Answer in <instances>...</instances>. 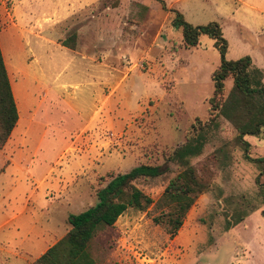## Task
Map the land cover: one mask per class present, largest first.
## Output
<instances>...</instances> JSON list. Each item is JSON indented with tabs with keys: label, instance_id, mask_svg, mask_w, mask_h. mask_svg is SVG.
I'll use <instances>...</instances> for the list:
<instances>
[{
	"label": "rangeland",
	"instance_id": "obj_1",
	"mask_svg": "<svg viewBox=\"0 0 264 264\" xmlns=\"http://www.w3.org/2000/svg\"><path fill=\"white\" fill-rule=\"evenodd\" d=\"M162 1L166 9L156 0H0V50L15 95L26 101V116L0 149V220L17 215L0 229V264H10L8 252L20 241L13 226L26 236L22 247L37 239L54 245L69 229L68 216L95 205L112 176L139 165L166 168L135 182L155 203L182 170L165 160L193 126L212 118L219 56L205 36L184 48L170 10L194 26L218 23L227 60L264 63V0ZM231 87L226 80L224 96ZM215 122L190 160L208 190L177 235L170 239L152 222L160 212L154 203L128 208L96 232L89 245L96 264H264L258 165L244 159L232 126L221 117ZM257 139L254 146L245 139L250 156L264 158V139ZM225 145L229 155L220 165L213 153ZM242 213L243 221L225 230ZM40 253L30 247L16 264H31Z\"/></svg>",
	"mask_w": 264,
	"mask_h": 264
},
{
	"label": "trees",
	"instance_id": "obj_2",
	"mask_svg": "<svg viewBox=\"0 0 264 264\" xmlns=\"http://www.w3.org/2000/svg\"><path fill=\"white\" fill-rule=\"evenodd\" d=\"M162 9H166L162 0H156ZM174 17L172 29L181 33L183 47L198 46L202 37L213 41V47L219 56V65L211 74L213 92L209 98L212 118L203 125L192 127L185 143L170 151L166 160L182 170L178 172L164 188L154 203L152 198L135 186L140 179H152L167 171L158 166L139 165L130 171L112 176L106 185L96 192L97 203L88 209L69 215V229L54 245L48 248L31 264H96L89 252V245L101 227H111L128 208L145 211L153 203L160 211L152 218L155 225L162 226L169 238H174L183 225L186 213L197 197L208 190V182L202 178L190 160L201 154L209 131L217 128L215 118L221 117L236 131L234 144L240 146L246 161L258 165L259 173L255 179L264 199V167L260 164L264 158L250 156V144L246 136L264 139V73L256 68L249 56L237 60H227L228 43L216 22L205 25H191L183 16L170 10ZM62 46L74 49V44L62 42ZM232 80V87L224 96V83ZM211 117V116H210ZM18 122V111L14 101L10 80L0 50V149L6 144ZM229 155L227 145L213 153V158L220 165ZM264 218V209L262 210ZM242 213L233 221L225 222V230L233 228L246 217Z\"/></svg>",
	"mask_w": 264,
	"mask_h": 264
},
{
	"label": "crops",
	"instance_id": "obj_3",
	"mask_svg": "<svg viewBox=\"0 0 264 264\" xmlns=\"http://www.w3.org/2000/svg\"><path fill=\"white\" fill-rule=\"evenodd\" d=\"M202 39V38H201ZM201 39H200V42H201ZM200 42H199V44L198 45H200ZM213 44V43H212ZM61 47H64V46H61ZM64 48H66V49H68V50H70V51H73L72 49H70V48H67V47H64ZM227 54H228V50H227V53H226V59H227ZM2 57H4V56H2ZM3 60H4V58H3ZM251 61H252V64L256 67V68H258V69H260V70H262L263 71V73H264V63H258L257 62V60H256V58L254 57V56H252V59H251ZM6 62H4V64H5ZM7 63H6V68H7ZM7 74H8V71H7ZM8 77H9V75H8ZM26 77H28V79H29V83L31 82V81H34L35 79H34V76H32V75H28V76H26ZM9 80H10V84H11V79L9 78ZM16 85L15 86H18L19 85V82L18 83H15ZM13 86H14V84H13ZM12 85H11V89H12V93H13V97H14V101H15V103H16V107H17V111H18V125L21 123V121H22V119H23V117L24 116H26L25 114H22V108H24V106L26 107V101H25V99L23 98V96L20 98V99H18L17 98V96L15 95V93H14V90H13V87ZM29 92V91H28ZM29 97H32L31 96V94H29ZM33 98V97H32ZM14 131H15V128L13 129V131H12V134L11 135H15L14 134ZM16 133V135L18 134V133H20V132H15ZM10 135V136H11ZM245 139L248 141V142H250V144L251 145H256L257 144V142L259 141V139H257V138H254V139H250L248 136H246L245 137ZM9 140V139H8ZM260 141H262V140H260ZM17 217V215H12V216H9V217H2L3 219L2 220H0V229L1 228H3V227H5L6 225H8L9 223H11L12 222V220H14L15 218ZM12 229H14L16 232H18V236H17V238L18 239H20V241H19V243H18V245L16 246V247H14V248H12L11 249V251H9L8 253L10 254V255H12L14 258L12 259V261L10 262V264H16V262L19 260V259H21L22 258V256L21 255H19V253L20 254H23V255H26L28 252H29V249H30V247H33V248H36V247H40L41 248V253H40V255H42L48 248H50L52 245H50V243L49 244H46V245H44V243H42L40 240H38L37 239V241H35L34 243H32L31 245H23L24 247H22V244H23V242H25V240H26V236L25 235H23V234H19V229L17 228V227H15V226H13V228ZM47 232V231H46ZM43 246V247H42Z\"/></svg>",
	"mask_w": 264,
	"mask_h": 264
}]
</instances>
